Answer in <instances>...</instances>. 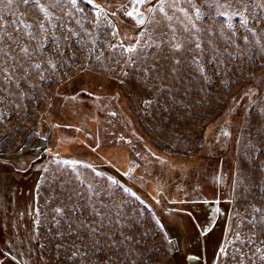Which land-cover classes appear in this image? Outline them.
<instances>
[{"label": "rangeland", "instance_id": "1", "mask_svg": "<svg viewBox=\"0 0 264 264\" xmlns=\"http://www.w3.org/2000/svg\"><path fill=\"white\" fill-rule=\"evenodd\" d=\"M126 1L78 0L74 8L40 0L53 14L46 20L37 7L0 0V23L19 46H44L29 57L6 38L11 58L0 57L11 77L0 73V173L28 174L0 226L26 238L31 264H168L174 237L185 238L161 210L201 191L230 207L212 264H264V226L247 223L264 220V21L250 22V33L203 0L197 5L212 15L200 20L186 4L178 7L191 20L166 8L192 32L171 22L183 44L175 51L161 43L171 36L161 15L158 27L123 22ZM94 5L103 10L99 26ZM18 20L32 27L17 22L14 30ZM67 28L79 35L66 39ZM143 191L158 205L133 194Z\"/></svg>", "mask_w": 264, "mask_h": 264}, {"label": "snow or ice", "instance_id": "2", "mask_svg": "<svg viewBox=\"0 0 264 264\" xmlns=\"http://www.w3.org/2000/svg\"><path fill=\"white\" fill-rule=\"evenodd\" d=\"M8 2L11 3L12 0H8ZM64 2L65 0H51V6L59 7ZM67 2L70 3L72 7L75 8L77 6L78 0H67ZM86 2L88 4H94V0H86ZM20 3L23 5H32L34 7L39 8V11L44 14V18L46 20H50L51 18H53V14L48 11L46 6L41 4L40 0H20ZM133 3L136 5H143L145 3H151V0H133ZM203 3L206 7L212 9L215 12L216 16L226 17L228 21H231L233 17H237L239 19L240 25L246 28V30L250 33L253 32V29L249 27L250 22L255 21L256 23H261L262 21H264V4H258L257 0H203ZM180 4L188 5V7L193 10L195 18L197 20L212 15L211 12L205 13L204 11H202L201 7L197 5L196 0H157V3L154 7H150L147 9V11L152 14L147 20L145 19L144 14L140 12L139 7L134 8L132 11H126L125 15L135 20L138 26H144L147 23L148 25H152L155 27H158L161 24V21L156 18V14L161 15L165 21H168L165 27H167L171 32L170 37H168V33H162V35L168 37V39L166 41H161V43L171 42L172 49L175 51H179L182 48L183 44L182 41L177 37L178 29L175 26H173L171 22L174 19H176L177 23L182 25L180 30L185 33H188L189 36L192 35V32L189 30L188 27L183 26V21H181L179 18L169 15L168 11H166V8L179 11L185 19L191 20L192 15H190V13L185 8L178 7V5ZM252 4H257V6L262 9L261 16H253L251 14L250 7ZM94 6L98 9L96 16H97V26H99V20L103 15V10L100 9L99 5H94ZM77 10L81 11V9H77ZM25 15H27V13H25ZM113 15H115V13H113ZM56 18L59 19V17ZM2 20L3 17H0V21ZM17 22H19L24 27H32V25H27L24 21L18 20L12 22L11 26L13 27L14 30L18 31V29H15V25ZM76 23L80 25L81 29H83V25L80 24V21H76ZM36 26L39 28L41 32L47 34V29L45 28L43 22H39L38 25ZM228 26L229 28H231L232 27L231 23H229ZM5 29H6V25L0 23V57L8 56L9 58H11L9 52L4 47L6 38L7 40L12 41V43L17 44L19 53L25 56L31 57L36 52H41L43 50L44 46L39 41H37L38 47L32 51H30L28 46H22V47L19 46L20 38L12 37L11 35L8 34V32ZM192 29H194L196 32L210 31V29L197 28L195 24H192ZM113 34L115 35V33ZM28 35L31 36L32 39H35V36L32 35V33H28ZM78 35L79 33L73 31V29L71 28H67L65 32L66 39L70 36L75 37ZM141 35L145 36L146 42L148 39H151L150 34L147 31L142 32ZM232 35L235 36V32H233ZM53 39H55V37H53ZM245 42H247V36L245 37ZM257 43H259V41H257ZM56 46L57 48L60 47L58 41ZM195 47L197 50L202 51L201 44L199 42L195 44ZM124 51L133 53V55L137 53V49L133 47L125 48ZM97 59H99V57H97ZM35 67L40 68V65L36 64ZM14 70L15 69H13V71ZM0 73L4 74L2 77L3 79H11V77L6 72V66L2 63H0ZM255 211L259 212L260 209H255ZM247 223L251 224L253 227H255L257 224L264 226V220H259V221L248 220ZM237 235L239 236L240 234L237 233ZM224 251L225 250L223 248L220 249L221 253H224ZM260 251H261L260 248H256V252H260ZM261 259H264V256H262Z\"/></svg>", "mask_w": 264, "mask_h": 264}, {"label": "flooded vegetation", "instance_id": "3", "mask_svg": "<svg viewBox=\"0 0 264 264\" xmlns=\"http://www.w3.org/2000/svg\"><path fill=\"white\" fill-rule=\"evenodd\" d=\"M128 1L125 2V8L123 6L121 10L123 17L126 16L122 17V20L127 23V26L132 22V18L125 15ZM108 12L111 15L115 13V16L120 18L115 9L113 12ZM129 29L131 30L132 27ZM166 202L167 208L163 210L167 216L168 210L172 209L175 212L173 216L178 219L177 225L185 238L184 244L181 242L182 245L178 239L174 238V253L168 259V264H212L218 255L226 230V216L230 208L228 203L220 195L209 196L201 191L193 193L190 199L172 201V205ZM168 204L171 206L168 207ZM165 229L168 230V225H165Z\"/></svg>", "mask_w": 264, "mask_h": 264}, {"label": "trees", "instance_id": "4", "mask_svg": "<svg viewBox=\"0 0 264 264\" xmlns=\"http://www.w3.org/2000/svg\"><path fill=\"white\" fill-rule=\"evenodd\" d=\"M227 116L228 117H226L224 114V116L220 117L221 119L220 118L219 119L221 121H225V119L231 120L232 116L230 115H227ZM24 162H25L24 159L20 161V163H24ZM25 168H26L25 165L19 164L20 170L24 171ZM9 174L10 173L5 172V171H1L0 173V221L3 218L4 213H6L8 216V214L10 213V210L11 209L14 210V208H16L15 204L19 202V197L21 194L19 190V183L21 180H24L28 177V174H27L23 176L20 175V176L10 178L11 175ZM4 175H8V176H4ZM31 179H32V176H31ZM143 193H145L144 195L147 198H145L144 195L142 196V194L138 192H134L133 194L136 196H140L143 199H147L146 200L147 202L151 201L152 205L153 203H155V205H158L153 199V196L150 192L143 191ZM168 206H171V205L168 204ZM161 211H163V215L165 218L169 217V218L174 219L175 221H178L176 216H173L174 215L173 213L175 212L172 209L168 210V213L171 214V216H167L164 210H161ZM11 214H13V212H11ZM19 219L23 220V217L22 218L20 217ZM167 231H169V229ZM15 232L16 234H14L13 237H9L8 235L5 234L2 227L0 226V264H31L30 262L27 261L29 244L26 238H21L20 235H18L19 233H17V231ZM37 258L39 259V257Z\"/></svg>", "mask_w": 264, "mask_h": 264}, {"label": "water", "instance_id": "5", "mask_svg": "<svg viewBox=\"0 0 264 264\" xmlns=\"http://www.w3.org/2000/svg\"><path fill=\"white\" fill-rule=\"evenodd\" d=\"M257 1L260 4H264V0H257ZM145 5H146V3L143 4V5H136V4L133 3V0H129L128 9L126 11H132L134 8L139 7L140 12H142L144 14V17L146 19L147 15H148L147 9L149 8V6L146 7ZM132 23H133V27H137L138 26L136 21L133 20V19H132Z\"/></svg>", "mask_w": 264, "mask_h": 264}]
</instances>
